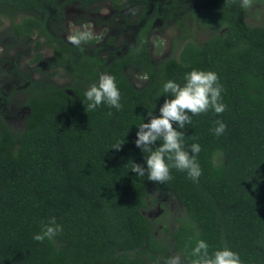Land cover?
<instances>
[{
	"label": "trees",
	"instance_id": "1",
	"mask_svg": "<svg viewBox=\"0 0 264 264\" xmlns=\"http://www.w3.org/2000/svg\"><path fill=\"white\" fill-rule=\"evenodd\" d=\"M96 1L0 0V27L6 19L13 37L37 36L33 61L44 63L40 49L47 45L53 49L45 63L49 75L64 69L71 78L60 86L25 76L29 112L21 131L0 109V264H163L173 252L189 264L198 238L210 253L227 246L242 264H264V24L246 20L242 0H200L192 13L214 27L205 41L187 40L177 55L154 61L149 37L156 17L149 15L141 18L133 46L108 60L68 42L54 24L67 5ZM131 67L146 78L140 88L126 73ZM193 68L218 74L226 106L193 116L182 130L185 148L201 146L200 177L194 182L176 168L162 183L137 176L132 162L143 166L147 153L135 145L134 124L147 122V111L159 114L164 81L183 83ZM100 73L115 77L120 110L103 103L85 110L83 93ZM217 120L226 124L219 136L211 131ZM117 139L124 143L111 149ZM149 185L172 194L185 210L158 234L145 214ZM53 216L62 231L53 240H34Z\"/></svg>",
	"mask_w": 264,
	"mask_h": 264
},
{
	"label": "rangeland",
	"instance_id": "2",
	"mask_svg": "<svg viewBox=\"0 0 264 264\" xmlns=\"http://www.w3.org/2000/svg\"><path fill=\"white\" fill-rule=\"evenodd\" d=\"M198 1L200 0H98L86 6L74 3L65 7L64 17L54 19V24L57 27L56 33L67 41L68 35L82 27L87 28L92 33L90 39L96 41H82L80 44L89 53L98 51L97 53L111 60L133 46L136 33L144 22L141 18L154 15L156 19L149 37L150 53L154 61H160L171 54L177 55L185 41L203 42L210 35L214 27L205 26L197 14L192 13ZM244 12L249 23L264 24V0H248ZM27 14L22 13L20 17ZM36 40L37 36L13 37L11 22L6 19L0 27V109L10 127L18 131L23 130L29 112L22 83L26 75L51 80L60 86H67L71 81L64 69L55 76L49 75L52 68L45 63L53 56L51 47L43 45L40 49L44 63L33 61ZM126 73L135 87L140 88L145 84L146 78L138 68H128ZM149 191V205L145 214L156 222L157 234L165 224L172 229L176 225L175 219L185 215L183 206L170 193L156 190L151 185ZM172 255L179 254L173 252Z\"/></svg>",
	"mask_w": 264,
	"mask_h": 264
},
{
	"label": "clouds",
	"instance_id": "3",
	"mask_svg": "<svg viewBox=\"0 0 264 264\" xmlns=\"http://www.w3.org/2000/svg\"><path fill=\"white\" fill-rule=\"evenodd\" d=\"M247 4L248 0H242V6L246 7ZM91 35L87 28L82 27L68 35L67 39L73 45H79L82 41L90 39ZM161 92L164 101L159 107V114L154 115L153 111H147V122L144 118L139 124H134L137 127L135 145L147 155L143 166L132 162L130 170L139 177H145L147 174L148 180L162 183L171 179L170 169L176 168L186 171L188 178L195 182L201 175V167L197 161L201 146L193 142L185 148V132L182 130L192 124V117L195 115L209 109L217 114L225 110L218 74L212 70L193 68L183 74V83L173 79L164 81ZM83 95L87 101L86 111L95 110L102 103L116 110L122 108L120 89L115 77L108 73H100L98 79L89 85ZM225 129L226 124L217 120L211 131L219 136ZM157 141H160L159 145L153 148ZM123 143L117 139L110 148L119 150ZM61 231L62 225L57 223L54 216L49 217L47 222L41 224L33 239L53 240ZM189 255V264H242L238 252L223 246L210 253L207 241L199 238L191 246ZM163 264L183 262L179 255H172L165 257Z\"/></svg>",
	"mask_w": 264,
	"mask_h": 264
},
{
	"label": "flooded vegetation",
	"instance_id": "4",
	"mask_svg": "<svg viewBox=\"0 0 264 264\" xmlns=\"http://www.w3.org/2000/svg\"><path fill=\"white\" fill-rule=\"evenodd\" d=\"M57 28V27H56ZM61 36V35H60ZM64 38V37H63ZM65 39V38H64ZM66 40V39H65ZM69 42V41H68Z\"/></svg>",
	"mask_w": 264,
	"mask_h": 264
}]
</instances>
